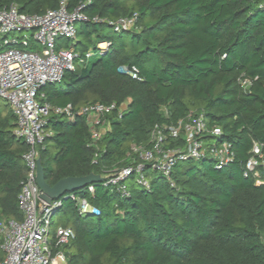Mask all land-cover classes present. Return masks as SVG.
<instances>
[{
    "label": "trees",
    "instance_id": "obj_1",
    "mask_svg": "<svg viewBox=\"0 0 264 264\" xmlns=\"http://www.w3.org/2000/svg\"><path fill=\"white\" fill-rule=\"evenodd\" d=\"M62 1L0 0V8L16 4L22 14L43 15ZM66 2L74 10L87 0ZM263 5L264 0H91L86 5L90 22L77 27L72 47L82 58L93 47V56L76 61L60 83L40 91L43 102L55 108L117 105L95 145L83 117L69 121L51 114L46 126L39 151L49 186L92 174L103 179L64 194L53 215L58 226L74 232L67 245L52 242L66 264H264V169H259L260 185L245 176L256 143L264 160ZM131 16L137 20L130 31L116 33L109 25ZM101 43L108 44L105 50L98 49ZM30 47L34 50L35 43ZM120 68H136L138 79ZM190 112L221 128L234 153L232 163L218 168L208 160L179 162L173 185L151 173L149 190L132 177L129 196L104 185L111 170L128 164L132 144L147 147L155 125L173 124ZM16 125L11 107L0 104V223L23 220L18 197L29 147L15 137ZM71 195L87 200L100 215L82 214L74 201H66ZM3 259L0 237V264Z\"/></svg>",
    "mask_w": 264,
    "mask_h": 264
},
{
    "label": "built area",
    "instance_id": "obj_2",
    "mask_svg": "<svg viewBox=\"0 0 264 264\" xmlns=\"http://www.w3.org/2000/svg\"><path fill=\"white\" fill-rule=\"evenodd\" d=\"M86 3L69 10L66 0L55 10L43 15H29L19 12L16 4L9 8H0V100L5 101L17 119L14 135L29 147L23 160L27 168L25 181L18 197L19 209L23 220H3L0 223V237L4 259L1 264H66L63 252L54 253L55 247L70 243L74 237L71 228L58 226L52 232L53 215L62 208V200L47 203L41 199L42 191L37 183L38 162L41 160L39 148L48 136L46 126L51 114L64 115L69 121L83 117L91 135V145H95L108 129V116L117 109V105L89 104L74 110L71 105L55 108L43 102L41 89L47 84L60 83L66 71H73L76 61L82 64L93 56L89 50L82 58L73 47L58 49L56 41L60 38L76 40L77 26L90 19L83 13ZM264 8V5L261 6ZM136 16L123 17L109 22L116 33L130 31L136 26ZM99 22V19H94ZM32 32L33 37L15 38L17 32ZM31 41L41 44V51H29ZM106 47L99 50H105ZM41 52V53H40ZM121 73L138 79V70L120 68ZM249 82H243L247 85ZM127 105L119 108L122 113ZM169 117V112L164 109ZM209 136V137H208ZM223 132L219 127H210L202 113L190 112L185 118L173 124L155 125L149 137L147 147L132 144L128 154V164L111 170L104 185L116 190L122 196H129L128 182L132 177L145 190L151 187L149 174L158 173L172 183V172L179 162L213 161L218 168L227 167L234 160L229 143L223 141ZM253 156L245 165V176L257 178L260 185V168L264 169V160L260 157V146L256 143ZM147 170V171H146ZM149 171V173H148ZM93 194L94 188L89 187ZM82 214L100 215V210L87 200L71 195Z\"/></svg>",
    "mask_w": 264,
    "mask_h": 264
},
{
    "label": "water",
    "instance_id": "obj_3",
    "mask_svg": "<svg viewBox=\"0 0 264 264\" xmlns=\"http://www.w3.org/2000/svg\"><path fill=\"white\" fill-rule=\"evenodd\" d=\"M37 170V183L42 191L41 199L47 203H51L54 200H60L66 193H74L82 188L99 183L103 180L100 176L92 174L87 177L63 179L55 186L51 187L45 181V172L41 160L38 162ZM68 200L69 199L66 201Z\"/></svg>",
    "mask_w": 264,
    "mask_h": 264
},
{
    "label": "rangeland",
    "instance_id": "obj_4",
    "mask_svg": "<svg viewBox=\"0 0 264 264\" xmlns=\"http://www.w3.org/2000/svg\"><path fill=\"white\" fill-rule=\"evenodd\" d=\"M79 26H80V24H78V28H79ZM30 35H32V32H30V31H27V30H24V31H22V32H17L16 33V35H15V38H17V39H20V38H22V37H28V36H30ZM1 43H2V37L0 36V45H1ZM56 43H57V47H58V49H63V48H70V47H72V46H74L75 44H76V41L75 40H68V39H66V38H60V39H58L57 41H56ZM106 46L103 44V43H101V47H100V49H104ZM35 49H38V50H40L41 51V49H42V46H41V44H35ZM34 49V50H35ZM33 49H31V47L29 48V51H34ZM90 50L92 51L93 50V47L92 48H90ZM41 53V52H40ZM0 104L1 105H6V103H5V101H0ZM53 222H52V232L54 233V231L56 230V228H57V223L55 222V220H52Z\"/></svg>",
    "mask_w": 264,
    "mask_h": 264
}]
</instances>
